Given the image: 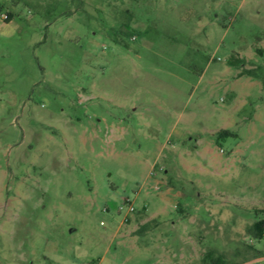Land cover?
Segmentation results:
<instances>
[{"label":"rangeland","instance_id":"1","mask_svg":"<svg viewBox=\"0 0 264 264\" xmlns=\"http://www.w3.org/2000/svg\"><path fill=\"white\" fill-rule=\"evenodd\" d=\"M259 220L264 0H0V264H264Z\"/></svg>","mask_w":264,"mask_h":264},{"label":"trees","instance_id":"2","mask_svg":"<svg viewBox=\"0 0 264 264\" xmlns=\"http://www.w3.org/2000/svg\"><path fill=\"white\" fill-rule=\"evenodd\" d=\"M12 19L11 15L9 13H7V17L5 19L6 22H9ZM227 136H234V134L231 131L228 130H220L217 134H216V143L219 144L220 139H223ZM252 229L254 230V234L256 236V238L261 239L263 237L264 234V220H259L257 222H255L252 225ZM204 259L206 261H209L210 264H226L224 261V257L222 255H218V256H214L212 251H208L205 256Z\"/></svg>","mask_w":264,"mask_h":264},{"label":"built area","instance_id":"3","mask_svg":"<svg viewBox=\"0 0 264 264\" xmlns=\"http://www.w3.org/2000/svg\"><path fill=\"white\" fill-rule=\"evenodd\" d=\"M160 170H162V168H161ZM123 208L126 209V211H127L126 213H127V214H129V213H133V212H134V208H133V206L131 205V203H130L129 200H125L124 203H123V205L120 206L119 209L122 210ZM125 220H127V215H125ZM89 264H95V263L91 262V263H89Z\"/></svg>","mask_w":264,"mask_h":264},{"label":"crops","instance_id":"4","mask_svg":"<svg viewBox=\"0 0 264 264\" xmlns=\"http://www.w3.org/2000/svg\"><path fill=\"white\" fill-rule=\"evenodd\" d=\"M209 210V208H207ZM50 259H44V263L49 262ZM33 264V262H31Z\"/></svg>","mask_w":264,"mask_h":264}]
</instances>
